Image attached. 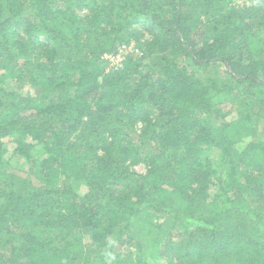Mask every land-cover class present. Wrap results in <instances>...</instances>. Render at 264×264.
Returning a JSON list of instances; mask_svg holds the SVG:
<instances>
[{"label":"trees","instance_id":"obj_1","mask_svg":"<svg viewBox=\"0 0 264 264\" xmlns=\"http://www.w3.org/2000/svg\"><path fill=\"white\" fill-rule=\"evenodd\" d=\"M0 264H264V0H0Z\"/></svg>","mask_w":264,"mask_h":264},{"label":"rangeland","instance_id":"obj_2","mask_svg":"<svg viewBox=\"0 0 264 264\" xmlns=\"http://www.w3.org/2000/svg\"><path fill=\"white\" fill-rule=\"evenodd\" d=\"M136 30L139 31L143 37L144 40L148 39L150 34L149 32H147L144 28L143 24H138L136 27ZM141 50V49H140ZM137 49V41H133L130 45H124V46H120L117 51L115 52H109L106 53L103 56V59L107 61V68H116L117 66H119L121 64V59L123 60V57L131 51H134L136 53H141V51ZM140 127V126H139ZM13 137H17L16 136H9L7 138H4V149H5V166L3 171L7 170L6 173L9 172H24L25 170H28V162L26 161V159L18 153L14 152L15 149V143L13 142L12 138ZM43 153H39L38 151H35V155H42ZM132 168L138 172L141 173H145L147 171V168L138 163L132 166ZM84 191V190H81Z\"/></svg>","mask_w":264,"mask_h":264},{"label":"built area","instance_id":"obj_3","mask_svg":"<svg viewBox=\"0 0 264 264\" xmlns=\"http://www.w3.org/2000/svg\"><path fill=\"white\" fill-rule=\"evenodd\" d=\"M121 61H122V59H121Z\"/></svg>","mask_w":264,"mask_h":264}]
</instances>
